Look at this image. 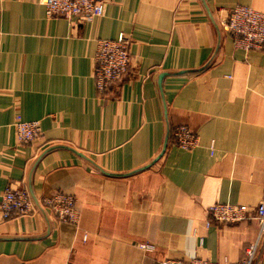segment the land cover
Returning <instances> with one entry per match:
<instances>
[{
	"label": "crops",
	"instance_id": "0c3cea01",
	"mask_svg": "<svg viewBox=\"0 0 264 264\" xmlns=\"http://www.w3.org/2000/svg\"><path fill=\"white\" fill-rule=\"evenodd\" d=\"M235 5L264 12V0H105L101 16L65 19L37 0H0V196L61 191L79 212L77 225L41 206L0 213V264L243 257L264 200V47H236L217 23ZM119 33L130 64L100 94L96 44ZM17 116L38 121L40 137L19 144ZM180 125L197 147L173 141ZM214 203L250 216L217 223ZM257 255L264 264V244Z\"/></svg>",
	"mask_w": 264,
	"mask_h": 264
},
{
	"label": "built area",
	"instance_id": "2783aa9c",
	"mask_svg": "<svg viewBox=\"0 0 264 264\" xmlns=\"http://www.w3.org/2000/svg\"><path fill=\"white\" fill-rule=\"evenodd\" d=\"M44 6L48 17L59 16L65 19L90 18L103 15L105 0H37ZM224 29L233 37L236 47L260 49L264 47V12L248 6L235 5L221 9L217 18ZM130 41L123 33L111 39H99L93 57L92 77L98 93H106L111 85L120 81L130 64ZM15 138L19 144L33 142L41 135L38 121H27L16 117L14 123ZM173 141L185 150H191L198 145V135L184 125L172 130ZM50 209L59 222L77 225L79 212L75 209V199L72 195L61 191L51 196L34 200L27 187L13 188L6 186L0 196V213L3 220L30 215L37 208ZM213 221L217 223H234L247 219L248 211L239 205L230 203H214L208 208ZM253 217L258 223L256 239L245 246L243 257L235 262H216L210 259L195 257L187 260L164 259L155 264H257V250L264 244V200H261ZM146 248V244L140 245Z\"/></svg>",
	"mask_w": 264,
	"mask_h": 264
},
{
	"label": "water",
	"instance_id": "95a60500",
	"mask_svg": "<svg viewBox=\"0 0 264 264\" xmlns=\"http://www.w3.org/2000/svg\"><path fill=\"white\" fill-rule=\"evenodd\" d=\"M29 192H30V194H31L32 198H33L34 200H36V198L33 196V194L31 193V191H30V190H29Z\"/></svg>",
	"mask_w": 264,
	"mask_h": 264
}]
</instances>
